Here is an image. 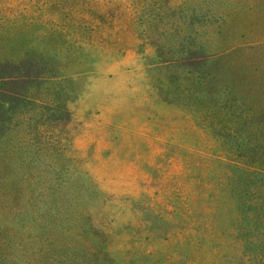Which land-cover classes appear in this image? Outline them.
<instances>
[{
	"label": "rangeland",
	"instance_id": "374dc122",
	"mask_svg": "<svg viewBox=\"0 0 264 264\" xmlns=\"http://www.w3.org/2000/svg\"><path fill=\"white\" fill-rule=\"evenodd\" d=\"M0 264H264V0H0Z\"/></svg>",
	"mask_w": 264,
	"mask_h": 264
},
{
	"label": "trees",
	"instance_id": "16d2710c",
	"mask_svg": "<svg viewBox=\"0 0 264 264\" xmlns=\"http://www.w3.org/2000/svg\"><path fill=\"white\" fill-rule=\"evenodd\" d=\"M197 58H198V57H195V56L192 57V60L195 61V62H197V64H200L202 61H204V60H202V59H200V58H198V59H197Z\"/></svg>",
	"mask_w": 264,
	"mask_h": 264
}]
</instances>
